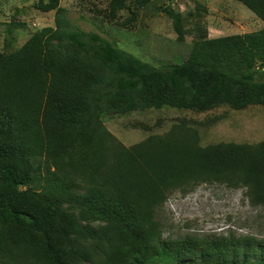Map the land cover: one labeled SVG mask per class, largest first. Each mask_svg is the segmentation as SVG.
<instances>
[{
  "label": "trees",
  "instance_id": "1",
  "mask_svg": "<svg viewBox=\"0 0 264 264\" xmlns=\"http://www.w3.org/2000/svg\"><path fill=\"white\" fill-rule=\"evenodd\" d=\"M238 1L264 21V0ZM152 2L109 0L98 13L130 28ZM36 8L55 10V26L0 50V264H264V239H165L157 219L171 191L200 181L245 186L264 204V140L203 146L192 129L127 146L103 120L165 106H264V27L211 37L198 2L190 54L159 67L74 26L60 0ZM160 9L185 40L184 14Z\"/></svg>",
  "mask_w": 264,
  "mask_h": 264
},
{
  "label": "rangeland",
  "instance_id": "2",
  "mask_svg": "<svg viewBox=\"0 0 264 264\" xmlns=\"http://www.w3.org/2000/svg\"><path fill=\"white\" fill-rule=\"evenodd\" d=\"M67 8L72 24L85 31L97 32L119 48L133 53L156 66L183 62L191 52L196 18L188 16L200 2L208 8L205 24L211 37L259 30L264 21H254L252 10L238 0H153L141 10L133 27H121L98 13L109 0H60ZM39 0H0V50L19 49L30 35L44 26H55V10L36 8ZM171 4L185 16L188 33L177 37L173 20L161 7ZM121 19L129 11L120 12ZM11 20L26 22L21 28L9 25ZM219 117L213 121L212 118ZM106 129L127 146L150 135L178 137L195 129L203 146L217 143H248L264 140V106L250 105L236 110L228 106L207 112L180 110L165 106L136 110L103 117ZM185 123V126L182 124ZM36 162V161H35ZM162 237L253 236L264 239V204L252 202L247 187L220 181H200L176 188L157 209Z\"/></svg>",
  "mask_w": 264,
  "mask_h": 264
},
{
  "label": "crops",
  "instance_id": "3",
  "mask_svg": "<svg viewBox=\"0 0 264 264\" xmlns=\"http://www.w3.org/2000/svg\"><path fill=\"white\" fill-rule=\"evenodd\" d=\"M251 14H253V15H251V16H253V19H254V21H263L262 19H260L255 13H251Z\"/></svg>",
  "mask_w": 264,
  "mask_h": 264
}]
</instances>
